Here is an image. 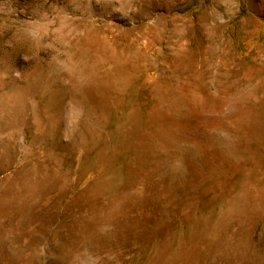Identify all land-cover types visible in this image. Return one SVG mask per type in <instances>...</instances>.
I'll list each match as a JSON object with an SVG mask.
<instances>
[{
    "label": "rangeland",
    "instance_id": "obj_1",
    "mask_svg": "<svg viewBox=\"0 0 264 264\" xmlns=\"http://www.w3.org/2000/svg\"><path fill=\"white\" fill-rule=\"evenodd\" d=\"M0 264H264V0H0Z\"/></svg>",
    "mask_w": 264,
    "mask_h": 264
}]
</instances>
